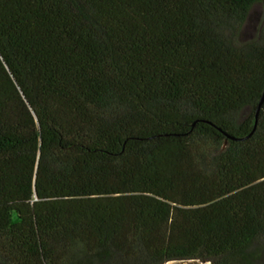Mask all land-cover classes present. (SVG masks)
Returning <instances> with one entry per match:
<instances>
[{
    "label": "trees",
    "instance_id": "trees-1",
    "mask_svg": "<svg viewBox=\"0 0 264 264\" xmlns=\"http://www.w3.org/2000/svg\"><path fill=\"white\" fill-rule=\"evenodd\" d=\"M263 89L264 0H0V264H264Z\"/></svg>",
    "mask_w": 264,
    "mask_h": 264
},
{
    "label": "rangeland",
    "instance_id": "rangeland-1",
    "mask_svg": "<svg viewBox=\"0 0 264 264\" xmlns=\"http://www.w3.org/2000/svg\"><path fill=\"white\" fill-rule=\"evenodd\" d=\"M255 13H259V8H255ZM256 28H257V20L256 18H254L251 20V24L245 27L246 34L243 37V39L254 37ZM245 114H246V111H242L241 113L238 114V116L239 118H242L244 117ZM260 255L261 257H264V246H263V250L261 251ZM164 264H213V263L210 261H202L200 259H185V260H172Z\"/></svg>",
    "mask_w": 264,
    "mask_h": 264
},
{
    "label": "water",
    "instance_id": "water-1",
    "mask_svg": "<svg viewBox=\"0 0 264 264\" xmlns=\"http://www.w3.org/2000/svg\"><path fill=\"white\" fill-rule=\"evenodd\" d=\"M263 103H264V89H263V92H262L261 98H260V100H259V102H258V105H257V107H256V111H255V125H256V123H257V118H258V115H259V111H260L261 106L263 105Z\"/></svg>",
    "mask_w": 264,
    "mask_h": 264
}]
</instances>
